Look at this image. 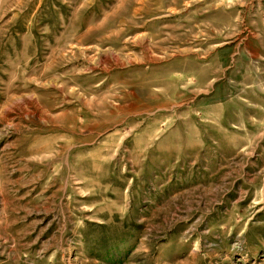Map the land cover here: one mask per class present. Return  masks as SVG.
Instances as JSON below:
<instances>
[{
  "label": "rangeland",
  "instance_id": "obj_1",
  "mask_svg": "<svg viewBox=\"0 0 264 264\" xmlns=\"http://www.w3.org/2000/svg\"><path fill=\"white\" fill-rule=\"evenodd\" d=\"M169 235L264 264V0H0V264Z\"/></svg>",
  "mask_w": 264,
  "mask_h": 264
},
{
  "label": "crops",
  "instance_id": "obj_2",
  "mask_svg": "<svg viewBox=\"0 0 264 264\" xmlns=\"http://www.w3.org/2000/svg\"><path fill=\"white\" fill-rule=\"evenodd\" d=\"M205 225L206 235L200 233V241L209 234H213L216 239L223 240L231 233V223L224 220L215 221L212 219H206ZM172 236L173 235H169L165 237L160 241L157 247L159 264H177L178 262V264H194V261L190 262V257L194 258L197 255V248L195 249L186 242L181 241L178 243V241ZM202 242H204V240ZM200 251L204 252V247H201V245ZM201 255L203 254L201 253Z\"/></svg>",
  "mask_w": 264,
  "mask_h": 264
}]
</instances>
